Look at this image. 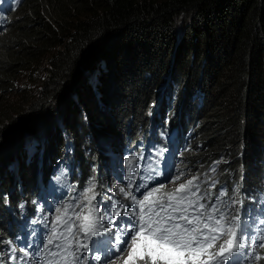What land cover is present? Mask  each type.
<instances>
[{
	"label": "trees",
	"instance_id": "obj_1",
	"mask_svg": "<svg viewBox=\"0 0 264 264\" xmlns=\"http://www.w3.org/2000/svg\"><path fill=\"white\" fill-rule=\"evenodd\" d=\"M14 16L0 34V88L33 67L43 77L20 111L0 112V230L11 227L4 198L14 205L18 186L32 194L60 130L61 156L69 148L93 168L106 153L100 140L115 148L156 118L182 121L195 137L186 170L217 163L244 199L255 176L264 187V0H26ZM39 132L40 156H20ZM22 133L32 136L14 138Z\"/></svg>",
	"mask_w": 264,
	"mask_h": 264
},
{
	"label": "snow or ice",
	"instance_id": "obj_2",
	"mask_svg": "<svg viewBox=\"0 0 264 264\" xmlns=\"http://www.w3.org/2000/svg\"><path fill=\"white\" fill-rule=\"evenodd\" d=\"M158 155L163 156V152ZM125 179L128 180L126 187H119L117 194L131 201L132 210L117 205L114 211L108 212L111 220L107 227L101 223L100 208L93 203L100 195L93 179L87 181L80 193L87 205L86 213H70L72 202L57 207L43 250L37 249L39 264H89V256L84 253L94 249L99 253L101 249L95 245L105 242L112 245L113 238L114 246L107 247L104 255L106 258L113 252L119 255L110 264H259L264 260L261 252L264 229L254 234L240 212L233 214L232 209L244 203L239 198L238 187L234 196L225 202L227 191L219 190L213 197L202 192L197 182L199 177L193 176L171 192L164 191L163 184L152 188L138 184L135 191L145 189L142 198H138L133 192L131 173ZM179 179L180 176H175L173 182ZM211 187H215V182ZM107 199L112 200V197ZM125 216L130 219H117ZM260 223L264 224V220ZM94 237L101 239L93 241ZM20 252L22 258L34 255L23 247ZM11 259L15 262L16 255ZM91 259L96 264H109L107 259L102 261L100 254H93Z\"/></svg>",
	"mask_w": 264,
	"mask_h": 264
},
{
	"label": "bare ground",
	"instance_id": "obj_3",
	"mask_svg": "<svg viewBox=\"0 0 264 264\" xmlns=\"http://www.w3.org/2000/svg\"><path fill=\"white\" fill-rule=\"evenodd\" d=\"M25 1L26 0H16L15 6H13L9 12H4L2 10V7H0V34L12 22L10 20V16L14 12H16L18 10V8H20V6ZM0 3H1V0H0ZM14 134H15V131H14ZM62 134H63V132L60 133V143H57V145H56V147H58V148L56 149L55 157L54 158L51 157L50 159L44 160L43 165H41L42 160H38V161H40L39 165H41L43 168H45L47 170L48 178L45 176H41V175H35L33 180H32V184L37 186V188H39V190H41V191L42 190H52L53 192H55V194L58 196L57 201L54 202V204H49L48 198L43 195V196H39L37 198H33V199L27 201L26 203L16 202L13 205L14 208L17 209V208H21L20 205L23 204L25 206V208L27 209V213H28L27 217H33V218L35 217V218H37L36 220L38 221V225L33 224L29 228L17 232L15 235L12 236V238L9 240L8 244H6V248L11 253V255L12 256L16 255L17 263H21V264H31L32 263V257L33 256H31L30 258H22L23 253L20 252L21 247L25 248L26 250H29L34 255L37 253V249H39L42 252L43 243L47 239V233L51 232V230H52V219L57 215L56 208L57 207L62 208L68 202L73 203L72 199L74 197H77L81 193L80 184L86 179L88 174L93 169L91 167V163H88V165H85V159L84 158H82L81 161H79V163L76 162L75 161L76 158H74L73 154L70 153L71 150H69V148H66L67 149L66 150L67 156L65 154L63 156H61L60 152L63 151L62 145L65 144V143H63L64 140L62 138ZM21 136H23V139H26L27 137L31 138L32 135L30 136L28 133L27 134L22 133L20 135L16 134L14 136V138L15 137H21ZM34 136H36V135H34ZM42 139L43 138H40L39 135H37L36 139H33V140L28 139L27 141L23 142V145L26 149L25 150L23 148V150L26 153V158H32L33 156H35L34 158H37L40 156L41 150H38V149L41 145L40 143H41ZM69 147H73V146L69 145ZM37 150H38V154H35V152ZM119 153L120 152L118 151L117 154H119ZM27 156H29V157H27ZM56 160L62 161L64 163V166L55 168V166L50 164L51 162L56 161ZM94 161L95 160H93V163H96ZM83 166L86 167L85 170H83ZM196 166H198V165H196ZM49 178H53V180H51ZM254 178H255L254 180H256V181L258 180L257 176H255ZM256 181H254V182H256ZM220 184L222 185V187H216V185H215V187H213L214 192L211 194V196L215 197L219 190L227 191L229 193V195L225 197V202H228L229 199L232 196H234L235 191H233V189L235 190L237 185H243V183L242 184H239L238 182L232 183V182L225 181V180H222L220 182ZM243 191H244V189L242 188V193H240V195L243 194ZM239 198L243 199V201H244V195L242 197H239ZM33 201H35V203H33ZM243 206H244V203L242 206L237 205L234 209H232V211H233V214L237 211L240 212L242 219L244 220ZM263 209H264V207H263ZM70 211H71V209H70ZM261 220H264V210L259 215H256V219H254L252 221V223L250 224V231L253 232L254 234L257 233L258 231L264 229V224L260 223ZM13 248H15V253H13ZM261 252H262V254H264V250H262ZM9 264H15V263H14V261H11V263H9Z\"/></svg>",
	"mask_w": 264,
	"mask_h": 264
},
{
	"label": "rangeland",
	"instance_id": "obj_4",
	"mask_svg": "<svg viewBox=\"0 0 264 264\" xmlns=\"http://www.w3.org/2000/svg\"><path fill=\"white\" fill-rule=\"evenodd\" d=\"M14 13L10 16V20L12 22L15 21ZM42 77V67H33L17 73L15 77L10 79V86L7 89L0 88V112L6 113L5 117L7 118L12 114L20 111L16 110V107L23 103L25 100L31 99L35 95L36 89L39 87ZM36 135H39L40 138H43L40 132ZM103 144V140H100L98 142L100 148L103 147ZM23 154L24 150L21 149L20 156ZM260 179L261 178H258V180L256 181L258 182L257 188L253 189L252 194H250V192H246V195L250 196L244 199L243 215L244 220L247 221L249 225L254 219H256V215H259L264 210V187L260 188ZM114 183L115 182L113 181V179H111V185H113ZM238 188L241 191L242 185H238ZM242 196L243 194L240 195V197Z\"/></svg>",
	"mask_w": 264,
	"mask_h": 264
}]
</instances>
